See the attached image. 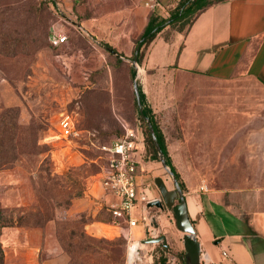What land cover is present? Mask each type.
Wrapping results in <instances>:
<instances>
[{"label":"rangeland","instance_id":"rangeland-1","mask_svg":"<svg viewBox=\"0 0 264 264\" xmlns=\"http://www.w3.org/2000/svg\"><path fill=\"white\" fill-rule=\"evenodd\" d=\"M54 2L59 10L46 0H0V216L23 215L29 225L0 230L2 264H123L126 240L93 225L111 218L94 212L86 192L100 176L101 147L120 137L122 124H140L132 59L149 15L167 17L169 8L162 2L163 11L150 10L144 0ZM53 31L67 42L51 47L45 32ZM4 35L20 39L16 51L4 50ZM150 44L138 51L134 79L182 192L264 188V85L151 65ZM64 115L76 136L63 134ZM146 148L152 184L160 178L174 189L163 156Z\"/></svg>","mask_w":264,"mask_h":264},{"label":"crops","instance_id":"crops-1","mask_svg":"<svg viewBox=\"0 0 264 264\" xmlns=\"http://www.w3.org/2000/svg\"><path fill=\"white\" fill-rule=\"evenodd\" d=\"M178 1L159 0L160 11H163V4L173 8ZM167 30L166 27L150 42L148 62L151 65L216 81L245 75L264 85V0L215 3L201 12L183 34ZM154 166L152 159L142 162L138 183L148 187L150 196L160 198L155 187V180L160 178L153 179L155 186L150 181ZM160 180L167 191L174 190L167 187L165 180ZM86 197L93 204L94 212L117 203L116 198L102 189L101 176L90 184ZM183 198L199 244L200 260L208 264H264V188L197 187L185 190ZM110 223L111 220L93 225L110 227L116 236L128 232L135 239L142 237L140 226L128 230L125 224L113 227ZM158 224L163 232L160 247L167 252H162L156 263L167 264L169 256L174 259L170 264H183L182 233L176 228L172 211L164 208L158 215ZM223 251L226 256H222Z\"/></svg>","mask_w":264,"mask_h":264},{"label":"built area","instance_id":"built-area-1","mask_svg":"<svg viewBox=\"0 0 264 264\" xmlns=\"http://www.w3.org/2000/svg\"><path fill=\"white\" fill-rule=\"evenodd\" d=\"M56 9L58 4L54 2ZM144 6L150 10H161L159 0H144ZM67 41V36L60 32H52L48 37L49 45L57 48ZM63 134L76 136L74 120L69 115H64L61 120ZM123 135L101 147L106 158V167L102 169L101 186L107 195L117 199V203L110 204L106 211L111 217L110 225L122 227L125 224L130 230L140 226L141 239H135L128 232L123 236L126 240L123 264H157L160 259L162 248L159 242H150L162 237L163 232L158 224V215L164 210L156 207H148V203L159 197L149 195L148 187L138 183V169L144 161V142L140 133L122 124ZM137 213V214H135ZM222 252V256H226ZM167 264L174 261L166 257ZM198 264H208L205 260Z\"/></svg>","mask_w":264,"mask_h":264},{"label":"trees","instance_id":"trees-1","mask_svg":"<svg viewBox=\"0 0 264 264\" xmlns=\"http://www.w3.org/2000/svg\"><path fill=\"white\" fill-rule=\"evenodd\" d=\"M46 1L49 4L54 5L53 0H46ZM222 1H225V0H179L173 6V8H169V11H167V17L155 15L154 12H152L147 19V22L143 28V32L140 35L139 40L137 41L136 47L138 46V51L142 46L149 44L156 37V35L158 33H160L162 30H164L166 27L168 28L167 31H169V32L176 31V32L183 34L189 28V26L192 24L194 19L201 12H203L209 6H211L215 3L222 2ZM30 18H32L33 20L35 19L33 16H31ZM176 27H178V28H176ZM171 29H173V30H171ZM14 34H16V33H14ZM45 35L48 38L50 34L45 32ZM19 41H20V39L18 37H16L15 35L13 36V38L11 37V35H8V36L4 35L3 40H2V45H3L4 50H6L10 53H12L13 49L16 51V47L19 45L18 44ZM109 51L111 53H114L113 50H109ZM137 55H138V53H137ZM137 63L139 64V59H137V56H136V64ZM130 74H131V77L134 79L135 75H136L135 70L131 69ZM194 75H196V74H194ZM137 88H138V93H139V97H140V103L142 106V112H143L144 116H146L151 123V126L153 128L156 140L158 142V145H159L160 150L162 152V155L164 157L166 166H168L170 168L171 172L173 173L175 179L177 180V182L180 186V189L183 190V185H182L181 181H179L178 174L175 173V171L170 167L169 161L166 157L164 137H163L162 133L160 132L159 128L157 127V125H156V123H155V121L151 115V112L149 111V109L145 108V106L143 105L142 94H141L138 86H137ZM135 105H136V100H135ZM136 107H137V105H136ZM139 121H140V124H137L135 126H130V125H128V126L132 129L137 130L140 133V135L142 136V139L144 142V156H143L144 160L150 159L149 149L146 148L147 146H148V148H150L152 150L153 156L157 157L158 154H157V151H156V149L153 145V142L151 140L150 134H149L148 129H147V125L143 122V119L141 118V116L139 117ZM141 125L144 126V130L142 129ZM121 129H122V134L120 135V137L123 135L122 125H121ZM33 147L36 148V146H33ZM35 148H33V149H35ZM105 167H106V161L104 160V164H103V167L101 168V171ZM103 211L107 212L106 210H103ZM107 215H109V213ZM24 217L25 216H23V215H20L16 218L1 217L0 216V230L3 227L14 226L15 224L17 226H29L28 222L26 221V219ZM50 219L51 218H47L46 220L49 221ZM87 240L90 241V239H87ZM85 245L88 246L87 243ZM84 250H86V249H84ZM162 252L166 253L167 251L165 249H163ZM0 264H2L1 247H0ZM159 264H164V263H159Z\"/></svg>","mask_w":264,"mask_h":264},{"label":"water","instance_id":"water-1","mask_svg":"<svg viewBox=\"0 0 264 264\" xmlns=\"http://www.w3.org/2000/svg\"><path fill=\"white\" fill-rule=\"evenodd\" d=\"M138 53V46L135 49V53L132 59V65L134 66V70L136 67V56ZM133 90H134V95H135V100H136V105L138 108V111L140 113L141 118L145 121L147 125L148 132L150 134L151 140L153 142V145L157 151L158 155H162V152L160 150V147L158 145V142L156 140L153 128L151 126V123L149 119L144 116L142 112V106L140 103V97L138 93V88H137V83L135 79H133ZM163 156V155H162ZM160 162L163 167H167L164 157L160 158ZM170 174L173 179L174 183V190L173 191H167L166 187L162 183L160 179L155 180V185L157 189L159 190L160 193V198L148 203V207H156L159 209H164L167 208L172 211L174 218H175V223H176V228L179 232L182 233L181 236V241L183 244V248L185 251V257H184V263L183 264H198L199 261V255H200V248L199 244L195 239L194 236V231L192 228V225L189 221L187 211H186V205L185 201L183 198V192L180 189V186L175 179L173 173L170 171ZM163 241V237L150 241V242H159Z\"/></svg>","mask_w":264,"mask_h":264}]
</instances>
